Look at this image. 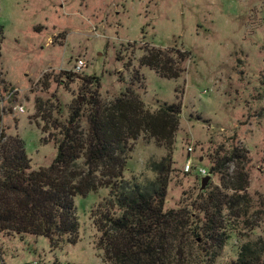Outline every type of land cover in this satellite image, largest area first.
Segmentation results:
<instances>
[{
  "label": "rangeland",
  "instance_id": "rangeland-1",
  "mask_svg": "<svg viewBox=\"0 0 264 264\" xmlns=\"http://www.w3.org/2000/svg\"><path fill=\"white\" fill-rule=\"evenodd\" d=\"M0 24V79L11 84L3 92L2 123L7 137L24 139L32 169L52 164L65 125L88 131L95 87L84 78L98 76V98L109 102L138 75L137 91L151 111L176 104L182 115L172 146L148 132L132 142L125 177L155 179L148 164L171 157L170 209L194 200L207 175L211 187H222L224 176H245L241 193L249 211L231 218L232 236L212 264H231L244 244L264 242V0H0ZM144 47L178 48L191 56L179 77L169 78L141 65ZM78 107L85 113L71 123ZM235 149L241 159L217 164ZM191 157L194 167L187 172ZM83 164L79 160L78 168ZM109 193L101 187L76 196L75 244L52 249L44 236L0 232V264H108L92 213Z\"/></svg>",
  "mask_w": 264,
  "mask_h": 264
},
{
  "label": "trees",
  "instance_id": "trees-1",
  "mask_svg": "<svg viewBox=\"0 0 264 264\" xmlns=\"http://www.w3.org/2000/svg\"><path fill=\"white\" fill-rule=\"evenodd\" d=\"M3 31L0 24V39ZM142 49L141 65L169 78L179 77L181 64L191 56L190 51L178 48ZM65 73L69 78L74 75ZM140 79L133 76L125 90L107 102L98 98L100 78H84L95 87L88 102L89 129L84 133L76 123L65 125L56 139L54 161L39 169H32L24 139L7 137L1 103L11 84L0 79V232L44 236L52 249L62 243L75 244L80 238L76 196L106 187L109 197L93 211L92 218L100 232L98 247L108 264H212L216 260L232 236L231 218L249 211L241 193L248 179L224 176L222 187H211L209 182L194 200L170 209L166 203L171 157L148 164L155 179H127L132 142L148 132L172 146L182 115L176 104L163 103L151 111L137 91ZM72 111L71 123L85 113L80 107ZM242 157L235 149L217 164ZM81 159L84 166L79 169ZM231 264H264V242L244 244Z\"/></svg>",
  "mask_w": 264,
  "mask_h": 264
},
{
  "label": "built area",
  "instance_id": "built-area-1",
  "mask_svg": "<svg viewBox=\"0 0 264 264\" xmlns=\"http://www.w3.org/2000/svg\"><path fill=\"white\" fill-rule=\"evenodd\" d=\"M82 66L83 65L81 63H79L78 66H77V69L78 68H81ZM15 110L20 111V112H23L24 111V107L23 106H17L15 108ZM193 167H194V163H193V159L191 157V158H189V160L186 161L185 170L187 172H189V171L192 170ZM198 172L200 174H202V175H206L207 174V169L206 168H203V167H200V168H198ZM30 264H35V263H30Z\"/></svg>",
  "mask_w": 264,
  "mask_h": 264
},
{
  "label": "water",
  "instance_id": "water-1",
  "mask_svg": "<svg viewBox=\"0 0 264 264\" xmlns=\"http://www.w3.org/2000/svg\"><path fill=\"white\" fill-rule=\"evenodd\" d=\"M211 180V175H207L202 179V189H205Z\"/></svg>",
  "mask_w": 264,
  "mask_h": 264
}]
</instances>
